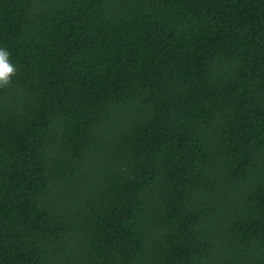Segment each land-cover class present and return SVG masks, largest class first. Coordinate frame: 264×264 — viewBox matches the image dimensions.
I'll use <instances>...</instances> for the list:
<instances>
[{"label": "trees", "instance_id": "16d2710c", "mask_svg": "<svg viewBox=\"0 0 264 264\" xmlns=\"http://www.w3.org/2000/svg\"><path fill=\"white\" fill-rule=\"evenodd\" d=\"M0 264H264V0H0Z\"/></svg>", "mask_w": 264, "mask_h": 264}, {"label": "clouds", "instance_id": "9594fccd", "mask_svg": "<svg viewBox=\"0 0 264 264\" xmlns=\"http://www.w3.org/2000/svg\"><path fill=\"white\" fill-rule=\"evenodd\" d=\"M16 66L10 60V53L6 48L0 47V88L7 86L15 75Z\"/></svg>", "mask_w": 264, "mask_h": 264}]
</instances>
